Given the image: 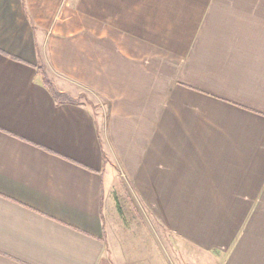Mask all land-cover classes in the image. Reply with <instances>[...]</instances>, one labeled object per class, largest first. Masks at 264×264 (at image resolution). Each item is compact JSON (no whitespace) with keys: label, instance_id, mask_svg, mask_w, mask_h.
<instances>
[{"label":"crops","instance_id":"1","mask_svg":"<svg viewBox=\"0 0 264 264\" xmlns=\"http://www.w3.org/2000/svg\"><path fill=\"white\" fill-rule=\"evenodd\" d=\"M116 175L164 240L264 264V0H0V264H149Z\"/></svg>","mask_w":264,"mask_h":264},{"label":"rangeland","instance_id":"2","mask_svg":"<svg viewBox=\"0 0 264 264\" xmlns=\"http://www.w3.org/2000/svg\"><path fill=\"white\" fill-rule=\"evenodd\" d=\"M64 81L69 83L66 80ZM83 91H86L87 94L91 92L85 88ZM90 94V97H92L93 93L91 92ZM111 182L112 187L109 189V196L104 211V215L107 216V219L109 218V222H112L110 232L118 236L120 235L119 233L127 232L130 233L127 235H136L140 230L143 232L148 231L150 236V247H148L149 264H211L207 257L201 255L199 251H195L190 245L175 238L164 240L163 231L156 225L148 210L141 206L138 196L123 177L116 175L111 178ZM142 221L145 224L142 225ZM131 239V243L136 248L139 241H134L132 237ZM157 247L159 248L158 258L160 263L156 262ZM160 247L163 248L160 249Z\"/></svg>","mask_w":264,"mask_h":264}]
</instances>
